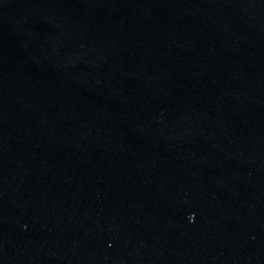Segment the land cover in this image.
Masks as SVG:
<instances>
[{
    "label": "water",
    "instance_id": "obj_1",
    "mask_svg": "<svg viewBox=\"0 0 264 264\" xmlns=\"http://www.w3.org/2000/svg\"><path fill=\"white\" fill-rule=\"evenodd\" d=\"M0 264H264V0H0Z\"/></svg>",
    "mask_w": 264,
    "mask_h": 264
},
{
    "label": "clouds",
    "instance_id": "obj_2",
    "mask_svg": "<svg viewBox=\"0 0 264 264\" xmlns=\"http://www.w3.org/2000/svg\"><path fill=\"white\" fill-rule=\"evenodd\" d=\"M189 219H191V217H189Z\"/></svg>",
    "mask_w": 264,
    "mask_h": 264
}]
</instances>
